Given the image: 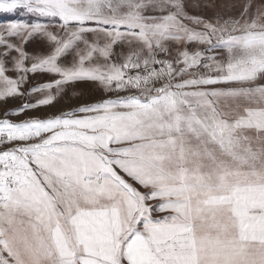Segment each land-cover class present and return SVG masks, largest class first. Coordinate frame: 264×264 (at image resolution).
Here are the masks:
<instances>
[{
    "label": "snow or ice",
    "instance_id": "snow-or-ice-1",
    "mask_svg": "<svg viewBox=\"0 0 264 264\" xmlns=\"http://www.w3.org/2000/svg\"><path fill=\"white\" fill-rule=\"evenodd\" d=\"M17 14L0 264H264V0H0Z\"/></svg>",
    "mask_w": 264,
    "mask_h": 264
},
{
    "label": "rangeland",
    "instance_id": "rangeland-1",
    "mask_svg": "<svg viewBox=\"0 0 264 264\" xmlns=\"http://www.w3.org/2000/svg\"><path fill=\"white\" fill-rule=\"evenodd\" d=\"M6 19H23L26 22H31L32 20H35L36 18H30V17H22L19 14L15 15V16H7V15H0V22L6 20ZM33 50V45H29V51ZM76 93H82V98L83 100H88L93 98L94 96H98L99 93L95 91L94 87L91 84H78L77 88L75 89ZM69 97H71V99H69L68 97H66L65 99H63L59 104H57L55 107L59 108L61 106H68L71 104H76V103H80L81 100L77 99V97L75 95H73V92H69ZM18 103L17 101H9L8 105H0V111L3 110L4 107H14L15 104ZM52 111L55 110L51 109Z\"/></svg>",
    "mask_w": 264,
    "mask_h": 264
}]
</instances>
